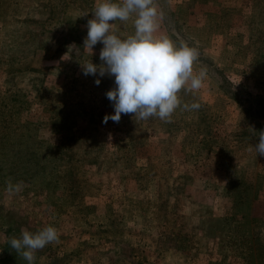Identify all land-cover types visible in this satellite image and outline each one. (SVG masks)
Masks as SVG:
<instances>
[{
    "label": "rangeland",
    "instance_id": "obj_1",
    "mask_svg": "<svg viewBox=\"0 0 264 264\" xmlns=\"http://www.w3.org/2000/svg\"><path fill=\"white\" fill-rule=\"evenodd\" d=\"M99 2L0 0V264H27L7 241L46 226L59 243L35 264H264V0H155V35L207 69L180 93L201 108L106 124L114 77L82 70L102 63L83 46Z\"/></svg>",
    "mask_w": 264,
    "mask_h": 264
},
{
    "label": "clouds",
    "instance_id": "obj_2",
    "mask_svg": "<svg viewBox=\"0 0 264 264\" xmlns=\"http://www.w3.org/2000/svg\"><path fill=\"white\" fill-rule=\"evenodd\" d=\"M92 13L83 46L92 52L94 46L101 43L102 63L97 65L90 61L82 65L83 74L107 75L114 77L115 83L106 93L114 114L105 115L103 123L109 119L119 123L122 114L144 121L158 118L171 122L178 109L197 111L201 108L200 103L183 102L180 93L200 90L207 69L194 73L193 65L199 58L196 48L155 35L163 18L155 0H101ZM133 17L134 34L121 38L112 31L116 20L128 22ZM100 82V79L95 80L97 85ZM258 137L254 148L257 155L264 156V131H260ZM22 188L23 182L6 181V191L10 194H18ZM59 239L57 228L46 226L35 233L21 229V235L10 238L7 243L27 264H35L36 253L49 244L59 243Z\"/></svg>",
    "mask_w": 264,
    "mask_h": 264
}]
</instances>
